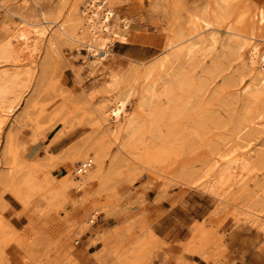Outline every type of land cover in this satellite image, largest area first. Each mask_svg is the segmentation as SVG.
Returning a JSON list of instances; mask_svg holds the SVG:
<instances>
[{
    "label": "rangeland",
    "instance_id": "obj_1",
    "mask_svg": "<svg viewBox=\"0 0 264 264\" xmlns=\"http://www.w3.org/2000/svg\"><path fill=\"white\" fill-rule=\"evenodd\" d=\"M89 1L0 0V42L42 30L0 134V264H264V92L243 91L249 48L231 37L249 39L264 0H99L96 21L108 7L117 25L95 28L98 56ZM239 138L256 170L203 191L199 171Z\"/></svg>",
    "mask_w": 264,
    "mask_h": 264
},
{
    "label": "bare ground",
    "instance_id": "obj_2",
    "mask_svg": "<svg viewBox=\"0 0 264 264\" xmlns=\"http://www.w3.org/2000/svg\"><path fill=\"white\" fill-rule=\"evenodd\" d=\"M98 1L90 0L84 9V13L91 12L87 16V22L90 24L89 32L91 34V47L88 50L93 56H98L99 51L102 50V44L96 42L98 35L95 33V28L98 32H103L108 30L107 24L109 22L112 21L114 25H117L115 14L108 7L102 9L96 21L99 14ZM251 18L252 30L254 27H256V30L260 29L264 24V9H257ZM123 19L125 21L124 25L128 26L127 19ZM252 30L249 33V39H246L245 36L239 33H231V37H241L243 40L233 43L235 53L243 52L245 48H249L252 67L246 75L247 77L245 76L247 80L245 79L243 88L244 92L249 90L247 97L253 95L255 88H260L264 92V48H261L259 44L255 43V36ZM41 35L42 30L38 29L37 26L29 25L28 27L18 29L15 33L0 42V134L7 119L24 97L33 69L27 63L34 61ZM230 40L228 38V41ZM246 40L249 43L251 41V45ZM192 49L193 45L187 47V55L192 52ZM91 65L93 73L97 72L98 69L101 70L97 75L99 78L95 79L96 83L105 80L108 72L102 70V61L97 59ZM260 67L263 69L262 72L259 70ZM252 88H254L253 91L251 90ZM124 105V101L117 100L113 107L105 110V114L117 120L121 115ZM132 120L130 119L128 123L127 134L131 133L132 126H135ZM239 140L245 144L241 147L227 148V142L225 144L227 149L224 148L221 152L215 153L213 155L215 157L206 162L199 171L194 183L202 188L203 191L223 196L233 186L242 185L249 173L256 170L250 164L253 158L252 153L255 151V147L257 148V145L242 138H239ZM82 166L84 167L86 164H82ZM78 171H80L79 168ZM219 191L223 193L218 194L217 192Z\"/></svg>",
    "mask_w": 264,
    "mask_h": 264
},
{
    "label": "crops",
    "instance_id": "obj_3",
    "mask_svg": "<svg viewBox=\"0 0 264 264\" xmlns=\"http://www.w3.org/2000/svg\"><path fill=\"white\" fill-rule=\"evenodd\" d=\"M192 260L194 263H197V264H205L204 261L202 260V258H200V257H198V258L193 257Z\"/></svg>",
    "mask_w": 264,
    "mask_h": 264
}]
</instances>
